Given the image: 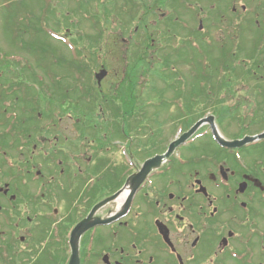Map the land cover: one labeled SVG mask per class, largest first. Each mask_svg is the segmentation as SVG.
<instances>
[{
    "label": "flooded vegetation",
    "instance_id": "flooded-vegetation-1",
    "mask_svg": "<svg viewBox=\"0 0 264 264\" xmlns=\"http://www.w3.org/2000/svg\"><path fill=\"white\" fill-rule=\"evenodd\" d=\"M55 3L67 6L69 0H56ZM260 3L264 8V0H109L108 9L111 15L114 12L115 19L110 20L106 36L109 40L117 37L122 41L125 40L123 34H128L129 40H147V37L152 46L158 48L160 44H155L156 40L170 38V31L176 39L182 35L176 32L177 27H185V31L189 32L184 35L191 38L195 33L191 25L196 18L198 24H202L200 29L204 22L219 23L229 33L254 23L264 35V18L260 23L251 22L260 14ZM248 8H253L248 17L250 19L251 16V19L244 21L242 19ZM101 37L98 36L99 39ZM170 45L165 44L167 48ZM160 47L162 49L157 53L174 62L181 60L179 53H171V50ZM263 49L256 51L257 57L261 56L259 61H264ZM184 65L191 67L195 65V60L189 59ZM196 85L169 88L170 97L167 100L178 103L187 118L213 108L220 111V102L235 108L242 100L241 94H245L247 88L255 87L232 86V95L229 84H215V89L213 84H204L200 93L209 96H198ZM224 109L228 110V107ZM177 114L180 112L177 111ZM254 116L255 113L251 115L249 112L246 115L235 112L227 116L224 112L218 114V118L214 116V121L221 138L234 141L259 132V121ZM228 123L234 125L236 135L232 128L227 129ZM152 126V129L143 128L136 132L140 134L139 140L127 132H123V137L105 140L123 145L126 155L132 157L133 138L136 141L134 145H140L136 160H119L121 155L118 148L111 147L106 150L115 156L116 162L95 161L92 164L84 156L85 136L80 137L81 130H63L65 151L61 170L64 197L61 234L57 230L55 240L52 241L51 234L46 240V227L39 238L37 215L31 213L27 220L35 228L32 243H59H53L55 249L64 263L69 264L73 243L70 233L88 215L90 206L87 204L94 199L116 195L114 201L88 220L87 226H93L100 218L110 219L111 224L91 227L80 235L77 247L79 264H264V162L258 159L253 165V161H250L253 154L262 155L261 147L222 148L214 140L210 125L203 124L189 144L180 148L181 159L147 162L160 155L172 140L168 141L169 131L163 130L158 122ZM95 131L98 129H93ZM129 132L133 133L132 130ZM51 136L41 140L39 148L34 146L33 149L38 148V152L31 151L28 155L31 160L24 162L16 184L5 182L7 189L0 193L1 209L13 215L24 191L28 186L33 187L37 175L50 184L56 167L52 163L54 161L47 159L52 156L50 153L58 138L55 135L46 150ZM98 150L101 149L96 148L95 151ZM44 157L46 160H43ZM143 167L145 169L140 173L143 181L133 183V175ZM17 193L18 196L22 193L19 199ZM85 194L89 199L84 197ZM43 197L50 207V194L43 193ZM2 228L4 233L7 228L5 221ZM23 241L24 237L20 236L19 242Z\"/></svg>",
    "mask_w": 264,
    "mask_h": 264
},
{
    "label": "rangeland",
    "instance_id": "rangeland-1",
    "mask_svg": "<svg viewBox=\"0 0 264 264\" xmlns=\"http://www.w3.org/2000/svg\"><path fill=\"white\" fill-rule=\"evenodd\" d=\"M105 3L106 1L104 2V5L102 4L101 6V12L104 7H106L107 3ZM112 3H110V5ZM43 7L44 3L42 0H22V2L21 0H0V65H5L7 67L10 66L12 71L13 69L15 70L13 80L19 83V87L22 89V91L24 90L23 92H25L26 96H33L38 92L39 86L45 88L50 83L51 85H53L52 87L56 86L59 83L58 85L60 86L64 85V87L66 86L68 88H72L74 87L73 84H76L75 81L77 80H79L81 84H87L91 81L93 82V74L96 73L99 70V66L103 64L98 63L96 59L90 57L92 56V47L94 49H102L100 53L101 57H104V55L107 54L110 48V41L113 43L112 40L108 39L105 33L103 34V32H105L103 31L104 28L110 26L109 24L100 25L96 23L92 24L91 28L89 27L88 21L87 23L84 22L79 26L80 31L77 30V33L81 32L80 37H78L79 39H77L76 35H66L65 30L67 31L69 30V28H73L69 23L63 25H55L61 23L56 21H48L49 23L47 21H38L36 17L38 16L41 9H43ZM25 13L26 16L30 14L34 17L24 20L22 15H25ZM82 13L91 16V12H89V9L86 6L82 8ZM62 15L63 14H61V12L57 13L55 16L50 14V18L52 20L53 18H55L54 20H61L63 17ZM42 16L43 14L39 18L43 19ZM114 17L115 14L113 13L112 17H107L106 19L108 20V22H110V20L115 19ZM125 19L124 21H126ZM92 21L93 23H99L100 19L98 17H92ZM95 25L97 38L98 36L100 37L103 34L100 39L101 42L99 43L97 42V38L92 39V37L95 38L96 35H93L94 32L92 31V29L95 28ZM176 31L181 32L179 31V28H177ZM220 32L221 30L213 31V36L217 37ZM243 32V44L244 49L246 50L245 53L250 54L249 52L252 50V47L250 49V44H248L249 41L246 40L245 35L252 36L253 34H256L254 39L257 40V42L259 41L260 36L258 35V33H255L256 30L253 29L252 26L248 30L245 28ZM228 37L229 36L225 34L222 37V41L226 42L227 48H233L232 44L229 42ZM118 40L120 39L116 37L114 41V43H116L115 48H117L119 53H121V50L125 49V46L124 44L120 45L118 43ZM211 43L214 47L213 49H211L212 64L218 65L220 62L224 61L225 58L222 53L218 52L216 43ZM201 45L203 46L202 43ZM249 49L250 51H248ZM112 56L113 55L109 52V54L104 57V60L107 61V64H110L109 67L112 70L120 69V65L122 64L121 56L118 59H115V56ZM9 57L12 58L9 59ZM88 57H90L89 62L87 61ZM196 58L197 60H200L202 56L197 54ZM238 58H242V56H238ZM42 60L44 61V65H42ZM203 63L209 65L208 60H203ZM233 65L238 66L241 64H238L237 61H234ZM0 69H2L1 66ZM84 70L85 72L82 80V72ZM186 71L187 70H185V72ZM1 73L2 72H0V74ZM186 74L188 75L189 73L186 72ZM193 74H196L195 79L191 78L189 81V78L187 76L184 83L182 84H197L196 86L198 87V84H217V81L222 79L227 81L228 84H241L240 82L243 81V75L239 73V75H235L233 71H218L214 75L211 69H201L196 70V72H193ZM80 79L82 81H80ZM115 80L116 78H110L106 82V86L109 85V83L114 82ZM4 81L5 80L3 78L2 82ZM156 84L163 83L158 81L156 82ZM248 84H260V86H258L257 88V90H260L259 96L252 97V100L259 105L261 111L260 114L259 112L257 113V116L261 117L260 115H264V81L260 82L258 78H254L249 80ZM45 94L47 95V92H45ZM70 94L71 92H69V95ZM59 95L61 97V93H59ZM243 96H245V94ZM47 101L48 99H39V102L42 103V107L41 109H39V111L37 110V113L44 115V113L49 111V105L46 103ZM239 102L249 104V100L246 101L245 99H243V97ZM15 106L16 105L14 104H10L11 108H14ZM67 106H70L68 102L63 104L64 108ZM228 106L233 105L229 104ZM16 107L18 111H12L10 108H8L7 110H4L3 107L1 108L3 111H8L4 114L5 117H10L7 122V128L11 131L10 135L6 136L0 141V149L3 148L4 151L6 150L8 142L12 141L15 138V134L17 132H24V136L32 137L33 135L38 136L40 134L39 130L44 131V129H46V127H41L39 125V120H33L28 114H35L34 112L29 110V108L32 107V100H24L23 103L17 104ZM239 113L246 115L244 110H240ZM171 114L173 113L170 112V117H172ZM200 116L202 117V115ZM172 118L173 123H170V118H166L164 114L163 121L160 120L162 121V123H164V126L162 127H169L170 131L168 132V134H170H167L168 141L172 138L171 134L174 131L176 123L184 120L183 117L176 112L174 113ZM189 118L196 121L198 119V116L192 115ZM130 123L131 125H135L133 121H131ZM231 128L235 131L234 134L236 135L237 131L234 125L228 123L227 129ZM259 129L263 128H261L260 126ZM261 154L263 155L264 151L261 152ZM262 155L256 156L255 154H253L254 157H250V161H253V165H256L255 161L258 159L264 162V156L262 157ZM112 159L117 160L115 156L112 157ZM260 178L263 177L260 176ZM18 186H20L21 190V185L18 184ZM44 225L48 226V223L45 222Z\"/></svg>",
    "mask_w": 264,
    "mask_h": 264
},
{
    "label": "water",
    "instance_id": "water-1",
    "mask_svg": "<svg viewBox=\"0 0 264 264\" xmlns=\"http://www.w3.org/2000/svg\"><path fill=\"white\" fill-rule=\"evenodd\" d=\"M216 138H217V141L219 142V143H221V144H223V145H228V146H230V147H235V146H242V145H244V144H247V143H249V142H253V141H256V140H259V139H263L264 138V135H260V136H258V137H256V138H246V139H244L243 141H241V142H234V143H224V142H222V140L218 137V136H216ZM146 173V172H145ZM72 264H74V261L72 262Z\"/></svg>",
    "mask_w": 264,
    "mask_h": 264
},
{
    "label": "trees",
    "instance_id": "trees-1",
    "mask_svg": "<svg viewBox=\"0 0 264 264\" xmlns=\"http://www.w3.org/2000/svg\"><path fill=\"white\" fill-rule=\"evenodd\" d=\"M44 64V63H43ZM248 74H249V72H248ZM18 102H21V98H19L18 100H17ZM23 102V101H22Z\"/></svg>",
    "mask_w": 264,
    "mask_h": 264
}]
</instances>
